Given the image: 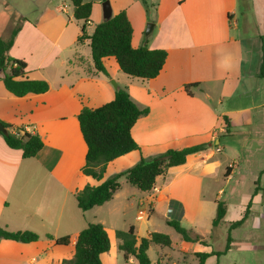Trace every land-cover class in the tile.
I'll return each instance as SVG.
<instances>
[{"label":"crops","instance_id":"1","mask_svg":"<svg viewBox=\"0 0 264 264\" xmlns=\"http://www.w3.org/2000/svg\"><path fill=\"white\" fill-rule=\"evenodd\" d=\"M83 1L92 4L83 28L88 37L104 20L102 0ZM246 1L240 18L239 0H146L148 9L142 0H109L112 15L125 11L133 29V47L146 45L167 53L159 73L142 79L124 74L114 56L102 58L107 74L94 68L89 39L77 40L82 21L74 19L70 0H31V9L0 0L2 39L8 26L3 10L13 19L22 17L8 55L25 62V78L49 85L45 92L16 96L0 79V120L37 133L43 142L35 156L23 158L21 150L7 146L0 135V225L39 236L31 242L0 239V264L69 260L79 231L90 222L104 226L97 210L114 209L121 197L137 206V215L150 209V214L167 217L172 213L167 209L174 207L180 225L202 236L205 244L181 237L174 243L169 233L146 228V236L152 231L169 235L170 246L157 245L161 250L169 248L159 255L167 264H198L197 253L210 251L215 253L204 264H264V32L256 26L264 5ZM190 83L197 85L188 93L185 85ZM118 88H124L148 112L131 128L139 149L108 162L102 179L97 180L82 172L87 147L77 117L83 106L95 108L112 100ZM223 116L228 118V130ZM234 133L239 136L237 151H230L227 147L233 144L228 146L221 138ZM202 143L206 149L169 167L150 190L131 185L133 189L122 195L124 183L119 179L120 187L110 200L80 209V219L76 218L75 193L86 184L97 185L141 157ZM247 164L250 175L245 178L236 168ZM242 188H246L243 200H232L230 205L229 200L236 199L232 195ZM225 189L227 198H220ZM217 200L225 205L218 225H225L226 250V245L213 248L211 241L216 228L212 204L216 206ZM240 219V224L231 225ZM138 223L129 224L137 240L141 238ZM47 234L67 235L69 243L55 244ZM234 247L237 255L231 253ZM159 256L155 261L149 258L150 264H157ZM135 261L128 259L131 264Z\"/></svg>","mask_w":264,"mask_h":264},{"label":"trees","instance_id":"2","mask_svg":"<svg viewBox=\"0 0 264 264\" xmlns=\"http://www.w3.org/2000/svg\"><path fill=\"white\" fill-rule=\"evenodd\" d=\"M70 1L73 5L74 19L82 21L81 34L77 40L89 39L91 57L97 71L107 74L102 58L114 56L120 70L128 76L150 79L159 73L165 62L166 51L149 49L146 45L133 47L131 45L133 29L124 10L96 24L92 34L85 37L83 28L90 17L92 4L83 0ZM142 1L145 8L148 9L146 0ZM20 18L22 17L17 19ZM18 30L19 24H16L6 39L0 37V79L6 89L16 96L45 92L49 87L48 83L45 80L25 78V62L8 55V50L11 48ZM196 85L197 83L186 84L185 90L191 93L190 88ZM147 112L148 108H139L124 88L116 89L113 99L98 107L83 106L77 117L87 147L82 172L101 180L108 162L132 150L139 149L131 135V128L136 120ZM223 121L225 129L228 130V118L223 116ZM0 124L7 129L6 133L0 131L6 145L10 148L20 149L23 158L35 156L43 147V142L37 133L28 132L22 127H14L2 120H0ZM206 148L207 144L202 143L182 149H168L149 158L141 157L130 168L102 180L97 185L86 184L75 193L77 206L85 211L110 200L120 187L121 176H124L127 182L137 189L148 191L153 187L156 177L164 174L169 167L184 163L188 154ZM174 210L176 208L172 207L171 218L167 220V223L183 240L205 244L201 235L193 234L180 225V214ZM224 214L225 205L223 201L217 200L216 215L212 220V226H217L222 221ZM241 221L242 219L234 221L231 225L236 226ZM46 237L54 240L55 244L67 245L69 243L67 235L54 237L47 234ZM115 237L120 240L118 247L123 252L125 264H128L130 257H134L137 264H150L147 249L151 243L161 247L171 245L169 235L157 231H152L148 236L137 240L133 226H129L126 230H116ZM38 238V234L33 231H13L0 225V239L31 242ZM109 247L110 240L104 226L99 222H90L79 231L72 258L64 260L60 264H103L101 255L107 252ZM228 247L227 243L225 250ZM214 253V251L198 252V264H204L205 258ZM216 254L219 253L216 252Z\"/></svg>","mask_w":264,"mask_h":264},{"label":"rangeland","instance_id":"3","mask_svg":"<svg viewBox=\"0 0 264 264\" xmlns=\"http://www.w3.org/2000/svg\"><path fill=\"white\" fill-rule=\"evenodd\" d=\"M13 2H16V4L18 6H21L23 8L26 9H31L34 6L31 3V0H12ZM40 1V0H38ZM259 2V4H261V6L263 7L264 5V0H257ZM14 5V3H13ZM32 6V7H31ZM247 1L246 0H239V17L241 18V15L243 14V12L246 10L245 7H247ZM242 13V14H241ZM3 15L5 16V20L6 23L8 24L7 28H5L4 33L5 35L3 36L5 39L9 36V33L11 31V29L16 25L19 24V20L18 19H13L12 18V14H9V12L6 10H3ZM261 18L258 17L257 22H256V26L259 27V30L261 32H264V11L261 14ZM148 23H150L148 21ZM147 23V25H148ZM243 20L240 19L239 20V24L243 25ZM146 25V27H147ZM250 33L254 32V30H249ZM233 130V128H232ZM234 132V131H233ZM222 142L223 143H227V145L229 146L230 144H233L227 148L230 149V151H237V147H235L236 142L239 139L238 134L236 135L234 133V135H227V136H222ZM226 149V147H225ZM249 170H250V166L247 164V167L243 168L241 166H239L238 168H236V171L241 172L242 176H245V178L248 176L249 177ZM120 182H123V187H122V192L121 194H125V192L128 189H133L132 186L130 184L127 183L126 179L124 177L120 178ZM246 188H242L239 192V194H235L232 195V197H235L236 199H232L229 200V204L232 205L233 201L235 203H240L241 200H243L244 198V194L243 192H245ZM227 191L225 189V193L223 194L222 192L219 194L220 198L226 199L227 198ZM215 196V195H213ZM124 197V196H123ZM121 200V201H120ZM213 209H216L215 204H212ZM214 209V213L216 215V210ZM75 211H76V218L80 219V213L81 210L78 207H75ZM137 206L134 205H130L128 202L125 201L124 198L121 197V199L118 200V202H116L114 209L109 208V206H103L102 208L97 210V214L98 216L102 217V219L105 220V228L107 230L108 236H109V240H110V248L107 252L103 253L101 255V259L103 264H125V260L122 254V251L119 249L118 245L120 243V240L118 238H116L114 236V231L117 229H121V230H126L129 227L130 222H135L138 223V232L140 234L141 237L146 236V228L149 229H158V230H163V232H167L170 234L171 239H173L174 243H178V241L181 239L180 235L173 229V227H171L170 225L166 224V220L170 219L171 216L168 215L167 217H160L159 215L155 214V213H151L150 214V209H148V214L149 217L145 216V218L143 219H137L136 215H137ZM147 212V211H146ZM167 212L169 213L168 209ZM171 212V211H170ZM91 215L88 214L87 218L88 220H90ZM215 217V216H214ZM158 224V225H157ZM185 228V227H184ZM227 234L225 231V225L224 223H221L220 225L216 226V228H214L213 230V234L211 235V241H212V246L215 249H222L224 248V246L227 244ZM164 250H161V248L155 244H151L149 246V249L147 251V255L150 258L151 261H155L156 258L161 255V251H169V248H163ZM232 255H237L238 251L236 249V247H234V249L232 250ZM167 262H169L168 260H166V262H163V259L161 258V256H159V260L157 264H167ZM128 264H131L130 262ZM135 264H137V261H135ZM156 264V263H154Z\"/></svg>","mask_w":264,"mask_h":264},{"label":"water","instance_id":"4","mask_svg":"<svg viewBox=\"0 0 264 264\" xmlns=\"http://www.w3.org/2000/svg\"><path fill=\"white\" fill-rule=\"evenodd\" d=\"M101 7H102L103 19H109L112 16V10H111V6H110V3H109V0H103L101 2ZM148 24H150V23H148ZM148 27H149V25H148ZM0 131L2 133H6L7 129L2 124H0Z\"/></svg>","mask_w":264,"mask_h":264},{"label":"built area","instance_id":"5","mask_svg":"<svg viewBox=\"0 0 264 264\" xmlns=\"http://www.w3.org/2000/svg\"><path fill=\"white\" fill-rule=\"evenodd\" d=\"M168 211L170 212L171 211V209L170 208H168ZM148 215V211L146 212H140V213H138V215H137V219H142V218H145V216H147Z\"/></svg>","mask_w":264,"mask_h":264}]
</instances>
